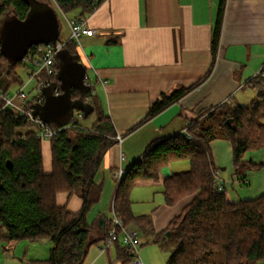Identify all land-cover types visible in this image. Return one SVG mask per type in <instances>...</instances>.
<instances>
[{
  "label": "trees",
  "instance_id": "obj_1",
  "mask_svg": "<svg viewBox=\"0 0 264 264\" xmlns=\"http://www.w3.org/2000/svg\"><path fill=\"white\" fill-rule=\"evenodd\" d=\"M51 1L50 4H55L64 14L75 13L73 19H86L105 2ZM225 4L226 0H220L212 37L213 63L208 75L217 57ZM30 10L27 0H0V19L10 12L24 20ZM65 48L81 61L74 40H68ZM37 57L40 60L41 55L31 48L25 60L10 68L7 58L0 52V92L7 94L13 83L20 82L18 67ZM54 69L57 70L56 65ZM208 75L189 87L163 94L139 125L179 102ZM39 76L50 82L57 80L56 75L48 77L45 71ZM247 86L257 93L251 104L225 102L188 120L183 132L155 139L125 172L117 187L113 214L125 226L138 228L146 235L153 232V225L150 217L134 215L131 201L134 187L140 182H160L164 167L181 160L189 161L188 170L175 172L162 183L167 206L189 200L181 213L154 239L156 244H161L167 240V233L175 237L166 264H213L210 256L219 252L226 255L224 264L264 263V194L251 201L229 202L227 190H218L217 173L222 170L216 168L210 147L215 139L231 143L235 174L242 186L251 184L246 170L264 169V162L243 161L248 151L264 148V66ZM79 96L78 90L72 91V99ZM86 98L94 107L91 115L85 119L78 113L68 127H53L56 133L51 140L50 173L44 170L38 125L29 124L27 116L2 109L4 101L0 98V243L51 242L49 258L34 261L37 264H85L90 248L99 243L105 245L113 227V217L106 219L104 231L99 228L98 221L90 224L87 217L102 193V186L97 185L94 178L108 150L118 143V134L93 87ZM34 101L25 105L27 109L34 111ZM77 116L91 120L90 125H82ZM60 194L80 196L83 199L81 211L73 214L60 206L57 200ZM113 247L118 264H131L133 256L120 242H115Z\"/></svg>",
  "mask_w": 264,
  "mask_h": 264
},
{
  "label": "crops",
  "instance_id": "obj_2",
  "mask_svg": "<svg viewBox=\"0 0 264 264\" xmlns=\"http://www.w3.org/2000/svg\"><path fill=\"white\" fill-rule=\"evenodd\" d=\"M219 6L220 0H105L86 18L89 28L96 34L81 37L79 56L87 69L88 83L122 137L108 150L94 178L96 184L102 186V193L91 210L92 215L87 217L90 224L99 221L102 215L107 219L106 213L97 208L106 200L112 211L118 187L116 172H126L144 155L152 141L183 132L188 120L225 102L248 105L254 101L244 103L247 98L244 94L251 89L248 82L264 66V0H226L217 57L208 75L213 63L212 37ZM33 62L39 67L38 61L34 59ZM206 75L203 83L179 102L139 125L163 94L189 87ZM23 82L18 83L24 91L26 85ZM36 97L30 100L26 94V103ZM16 103L21 101L16 99ZM210 147L216 168L225 170L221 175L224 173L227 178L229 202L251 201L264 194V169L246 170L251 184L242 186L235 174L231 143L215 139ZM42 152L44 170L50 173V140H42ZM243 161L264 162V148L247 152ZM187 167L188 163L180 162L164 167L160 182L138 183L132 191L131 201L133 195L143 196L148 192L150 195L149 188L162 185L165 178L185 171ZM149 195L141 202L149 203ZM57 200L73 214L79 213L83 206V199L78 195L60 194ZM188 202L184 200L175 206H167L164 199L148 213H142L136 211L132 201L134 215L148 216L152 221L153 232L140 236V240L142 237L146 239L145 243L157 247L152 249L141 243L149 264H157L161 259L164 263L170 255L173 243L156 244L154 239ZM96 263L95 258L88 264Z\"/></svg>",
  "mask_w": 264,
  "mask_h": 264
},
{
  "label": "water",
  "instance_id": "obj_3",
  "mask_svg": "<svg viewBox=\"0 0 264 264\" xmlns=\"http://www.w3.org/2000/svg\"><path fill=\"white\" fill-rule=\"evenodd\" d=\"M37 1H28L31 10L24 20L10 12L3 14L0 19V51L7 58L10 68L25 60L34 46L55 45L60 39V23L53 7L36 10ZM56 66L57 80L42 89L44 102L34 105L32 115L56 129H63L74 122L75 114L82 113L86 119L93 113L94 107L86 101L92 85L86 82L88 76L85 65L67 48L56 55ZM75 89L80 92V96L74 100L72 91ZM8 166L12 167L10 161ZM105 224L106 217L102 215L98 221L102 231Z\"/></svg>",
  "mask_w": 264,
  "mask_h": 264
},
{
  "label": "rangeland",
  "instance_id": "obj_4",
  "mask_svg": "<svg viewBox=\"0 0 264 264\" xmlns=\"http://www.w3.org/2000/svg\"><path fill=\"white\" fill-rule=\"evenodd\" d=\"M27 1L33 3V1L35 0H27ZM50 1L51 0H38L37 3L35 4L36 7L34 9L41 10L48 6L53 7L54 11L56 12L58 16L59 23H60V32H61L60 40L67 41L71 35V31H70L67 20L75 18V13L64 14L60 9H58L55 6V4L51 5L50 3L52 1L51 2ZM35 61H39V58L37 57ZM38 70H39V67L35 65L33 61H27L25 65L18 67V70H17L21 75V78H22L21 80L24 81L23 83L26 85L24 92L25 94L28 95L30 100L38 95V80L40 76H34V77L32 76V74L36 73ZM20 89H21L20 84L18 82L14 83L9 89L10 97H14ZM244 97H247L244 103L251 102V100L256 99L257 93L253 89H249L245 91ZM77 119L84 126H89L91 123V120L90 121L84 120L81 116H77ZM177 162L188 163V167L187 169H185V171L190 168L189 161L187 160H181ZM221 172H225V170ZM221 172H220V179L221 181H224L226 184L227 183L226 175H224V173H222L221 175ZM225 189H226V185H225ZM149 191L151 193L150 195L148 192L147 194L143 196L141 194L132 196V201L134 202L136 211L142 212V213H148L152 206L157 205L159 204V202L164 201L165 198L162 194V191H163L162 185L160 184L154 185L152 186V188H149ZM148 195L150 196L149 200L151 201L149 203L147 202L142 203L141 200H143V198H146V196ZM97 209L102 210V212L104 211L108 219L114 216L113 212L111 211L110 204L107 205L106 200L102 201L99 204ZM90 215H92L91 211L88 214V217ZM166 239H167L166 241L169 243L175 242V237L173 236L171 237L168 235ZM145 240L146 239L141 237L140 241L142 245L151 246L152 249H157V247L155 248L153 244L145 243ZM144 246L140 247V254H141V257L144 263L146 262L147 264H149L146 259V257L148 258V254L145 255V252H143ZM51 248H52V243L49 241H39V242L21 241L16 244L0 243V264L1 263L3 264H37L34 262L35 260H46L49 258ZM103 249H104L103 243L93 245L89 250L85 264H88L90 261L94 260L95 258L97 259L96 264H118L115 247H113L109 252H106ZM6 253L8 254V257L6 256ZM151 258H152V255H151ZM168 258L169 256L167 257V259ZM225 258H226L225 253L219 252V253H216L210 256V262L213 264H224ZM167 259L166 261H164V263L161 259V261H159L160 263L157 261V264H166ZM153 264H156V263H153ZM259 264H264V263H259Z\"/></svg>",
  "mask_w": 264,
  "mask_h": 264
},
{
  "label": "built area",
  "instance_id": "obj_5",
  "mask_svg": "<svg viewBox=\"0 0 264 264\" xmlns=\"http://www.w3.org/2000/svg\"><path fill=\"white\" fill-rule=\"evenodd\" d=\"M67 22L71 31V35L68 40H74L77 44V49L81 48L80 41L82 36L85 35L91 37L96 34L95 30L89 28L87 19L72 18L68 19ZM67 41L59 39L55 45H37L33 47L38 52V54L41 55V59L38 61L40 69L38 72L34 73L33 76H39L42 71H45L48 77L53 74L57 75L58 70L54 69V66L56 65V55L58 54V52L65 48V44L67 43ZM39 80L38 95L33 104H42L44 102L45 98L42 93V89L51 83L49 79L40 78ZM86 82L88 83V79L86 80ZM0 98L4 101L2 109L13 110L17 112L19 116H27L29 124L38 125L39 138H41L42 140L50 141L53 139L56 130L52 126L41 121L38 117L34 118L32 115L33 109H27V107L25 106L27 103L26 94L23 91V88H21L14 97H10L9 94H3L0 92ZM16 99H19L21 103H16ZM86 101L89 102V99H87ZM117 139L118 141H121L122 137L118 135ZM124 174L125 172L122 170L116 172L115 180L117 182V185H119V183L122 181ZM217 187L219 191L225 190V182L221 181L219 172L217 173ZM113 220V227L109 232L108 240L104 245L103 250H110L115 242H120L133 256L131 264H145L140 254V229L125 226L122 220L115 214L113 216Z\"/></svg>",
  "mask_w": 264,
  "mask_h": 264
}]
</instances>
